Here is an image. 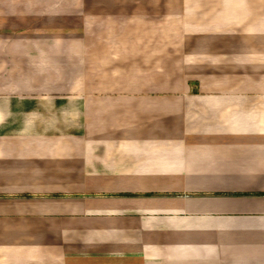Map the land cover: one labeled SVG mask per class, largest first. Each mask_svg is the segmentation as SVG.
I'll use <instances>...</instances> for the list:
<instances>
[{
    "label": "crops",
    "instance_id": "crops-1",
    "mask_svg": "<svg viewBox=\"0 0 264 264\" xmlns=\"http://www.w3.org/2000/svg\"><path fill=\"white\" fill-rule=\"evenodd\" d=\"M39 1L0 0V264H264L262 36L225 29L258 9L177 0L170 43Z\"/></svg>",
    "mask_w": 264,
    "mask_h": 264
},
{
    "label": "rangeland",
    "instance_id": "rangeland-1",
    "mask_svg": "<svg viewBox=\"0 0 264 264\" xmlns=\"http://www.w3.org/2000/svg\"><path fill=\"white\" fill-rule=\"evenodd\" d=\"M202 1V2H201ZM200 3L205 4L206 8H202L201 10H206L207 7V3L211 4L212 0H201ZM240 1V0H239ZM39 2H43L45 3V6L50 5V0H40ZM248 2L250 3L251 7H253V9H258L256 11H246V12H239L240 10V5H238V3L233 4L231 10L232 12H230V16L231 18L236 17L238 18L239 14L241 17L247 18V20H242V22L240 23L242 26H238V27H233L236 26V24L234 23H227L226 26V35H233V33H237V35L239 34H245L246 36H251L252 34H261L262 39L261 38H257L256 42L258 44H256L255 46L252 47V49L254 48L253 51H251V53H255L258 54V56H261L260 60L258 61H251V62H257V65L254 66L253 71H252V77L250 76L249 79L247 80V83H257V84H264V0H248ZM90 6V4L92 3H100L101 5L98 6L100 11H95V7H91V10H94L97 14H98V18H102V19H116V20H124V18L130 14V16H132L134 19L138 22L129 24L130 25V29L129 32H134L136 35H142V34H149L151 36H162V37H166L167 41L171 43V41L175 40V37L178 36H183L186 35L187 32L189 31V29L187 28H182L180 25V20L178 21V14L177 11H175L177 9V0H70V4L71 6H73L70 11L66 13V15H64V17L68 18L67 14L70 16V23L74 24L75 22L78 21V17H79V12L78 8L83 4V7H85L84 5ZM111 3H117L118 7L120 8L121 5H125V7L127 6L128 8L123 9L121 11V9H117L116 4L115 5H111ZM241 3V1H240ZM248 3V4H249ZM10 4V3H9ZM8 4V5H9ZM143 4H145V8L143 7ZM147 4L151 7V5L156 4V5H162L165 6V8H163L166 11L167 14V19L166 20H160L159 22V15H161L162 13L156 12L151 13L150 9H148ZM225 4H228V2H225ZM11 5V4H10ZM86 6V7H87ZM48 7H45V11L43 13H37L39 19L36 18L33 20V23L35 24V28L39 27V30L42 29H46V30H50L51 31V26H50V22L53 18H55V21H58V19H56L57 17H59L60 15H58V13H54V12H48L47 11ZM153 7H151L152 9ZM76 9V10H75ZM128 9V10H127ZM154 9V8H153ZM152 9V10H153ZM162 9V8H161ZM73 10V11H72ZM115 10V11H113ZM130 10V12H129ZM134 10V12H133ZM155 10V9H154ZM157 10V9H156ZM143 11V12H142ZM141 17H135L136 14H139ZM203 13V12H202ZM113 14V18L110 17V15ZM149 15L151 16V18H149ZM63 14H61L60 17H62ZM154 16V18H153ZM239 18L244 19V18ZM127 18V17H126ZM11 19V18H9ZM180 19V18H179ZM72 21V22H71ZM148 21V22H147ZM207 22V21H204ZM179 23V24H178ZM192 26H195L196 28H198V25H200V22H196V24H192L189 23ZM206 24V23H204ZM150 25L147 29V26ZM207 25V24H206ZM190 27V26H188ZM206 28V26H203ZM57 31L63 30L60 26H55V29ZM69 30H72L73 32H78L79 28L78 27H72ZM198 30V31H197ZM194 31V34L196 35H202L205 32L201 31L199 33V29H197ZM206 31V29L204 30ZM209 31H207L206 34H209ZM240 32V33H239ZM213 34H217V33H213ZM172 46L171 44H168V47Z\"/></svg>",
    "mask_w": 264,
    "mask_h": 264
}]
</instances>
